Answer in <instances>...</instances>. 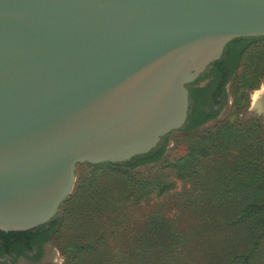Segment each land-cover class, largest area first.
<instances>
[{"label":"water","instance_id":"obj_1","mask_svg":"<svg viewBox=\"0 0 264 264\" xmlns=\"http://www.w3.org/2000/svg\"><path fill=\"white\" fill-rule=\"evenodd\" d=\"M258 36L264 0H0V230L55 220L79 164L184 128L188 84Z\"/></svg>","mask_w":264,"mask_h":264},{"label":"rangeland","instance_id":"obj_2","mask_svg":"<svg viewBox=\"0 0 264 264\" xmlns=\"http://www.w3.org/2000/svg\"><path fill=\"white\" fill-rule=\"evenodd\" d=\"M239 55L234 79L239 80L245 68L250 75L257 76L244 82L243 106H226L221 115L218 112L213 121L205 122L194 131L182 128L171 132L165 138L162 158L158 162L137 165L130 172L132 175L125 173L121 166L85 163L77 166L74 189L61 206L57 217L61 218L60 223L51 238L43 243L47 246L46 259L40 264H66L69 255L78 251L86 255L84 264L96 261L98 264H126L127 257L134 252L153 251L154 247L143 245L139 240L145 232L144 226L153 220L168 219L177 229L181 227L183 236L204 232L190 226L194 216L202 218L197 203L204 200L201 192L205 190L206 180H199L191 172L217 166L216 160H221L223 154L253 151L257 158L253 164L257 167L254 177L264 175V115L259 106H247L251 89L253 92L261 89L264 81V65L254 67L259 57L264 60V39L245 42ZM232 93H235L234 85L230 86L231 96ZM215 135L229 141L223 154L198 155L202 144L211 143ZM233 158L228 157L226 161ZM193 186L201 189H192ZM192 190L197 193H191ZM101 191L108 196V203L103 201ZM188 198L192 202L189 203ZM225 201L236 202L233 197Z\"/></svg>","mask_w":264,"mask_h":264},{"label":"trees","instance_id":"obj_3","mask_svg":"<svg viewBox=\"0 0 264 264\" xmlns=\"http://www.w3.org/2000/svg\"><path fill=\"white\" fill-rule=\"evenodd\" d=\"M255 38L264 39L261 36L246 38L240 44V48L245 42ZM237 41L240 43V38L232 40L227 47ZM239 60L238 52L235 68ZM255 77L257 78L256 75H250L245 68L240 79L236 80L235 93L240 92L243 96L246 88L244 82H249ZM217 114L218 112L210 116L200 115L184 130L194 131ZM211 140L213 142L202 144L197 150L198 155L223 154V151L227 149L224 146L229 141H223V137L215 135V138ZM165 148L166 143L157 150L154 148L148 153L137 155L123 163L85 164L121 166L125 173L129 172L132 175L130 172L137 165L158 162ZM223 155L221 160H216L217 166L213 165L203 172L198 169L191 172V175H196L199 180H206L203 186L205 190L201 192L204 200L197 203L202 212V218L194 216L190 226V228H200L204 232L199 231L198 234L183 236L181 227L177 229L168 219L153 220L150 225L144 226L145 232L139 238L143 245L154 247L153 251L137 254L134 252L127 257L126 264H130L133 260L136 264H264V185L262 184L264 175L254 177L257 167L253 164L257 158L254 157L253 151L248 154ZM228 157L234 158L226 161ZM207 171L209 174L205 173ZM219 184L222 185L218 186ZM192 189L201 188L193 186ZM192 192L196 191L192 190ZM188 194L189 191L185 195ZM101 195L104 196L103 201L108 203V196L104 191H101ZM228 197H233L236 202L225 201ZM188 201L192 202L189 198ZM60 221L59 217L47 224L25 231L0 230V256L12 252L32 251L37 247L38 253L33 259H40L41 245L51 238ZM149 226L154 229V233ZM166 231L170 233L167 234ZM86 259V255L78 251L76 254L69 255V261L66 264H84ZM92 264H98V262Z\"/></svg>","mask_w":264,"mask_h":264},{"label":"flooded vegetation","instance_id":"obj_4","mask_svg":"<svg viewBox=\"0 0 264 264\" xmlns=\"http://www.w3.org/2000/svg\"><path fill=\"white\" fill-rule=\"evenodd\" d=\"M238 38H240V43L237 41L231 46L227 47L231 42L230 41L225 46L222 56L210 63L203 73H201L194 81L188 84L190 104L188 117L184 128L195 122L196 118L200 115L210 116L214 112H220L221 115L226 109V106H243L240 92L232 93L233 96L230 95V86L237 83V81L234 79L236 75L235 63L237 54L240 51V44L249 37ZM261 59L262 58L259 57L256 61H254V67L262 68V64L264 65V60ZM263 84L261 85V89H256L254 92L253 89H251L247 104V106H259V111L262 115H264ZM256 92L261 94L258 96L256 95ZM212 119L213 118L208 119L205 122H211L213 121ZM205 122L203 124H205ZM165 138L166 137H164L157 147H155V150L162 147L165 142ZM41 248L42 255L40 259H33V257H35L38 253V248L35 247V249L32 251L26 250L20 253L12 252L3 254L0 256V264H23L26 262L30 264H40L42 261H44V259H46L47 246L42 244Z\"/></svg>","mask_w":264,"mask_h":264}]
</instances>
